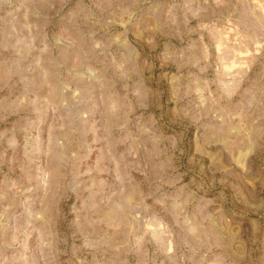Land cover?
I'll return each instance as SVG.
<instances>
[{
	"label": "rangeland",
	"instance_id": "1",
	"mask_svg": "<svg viewBox=\"0 0 264 264\" xmlns=\"http://www.w3.org/2000/svg\"><path fill=\"white\" fill-rule=\"evenodd\" d=\"M0 264H264V0H0Z\"/></svg>",
	"mask_w": 264,
	"mask_h": 264
}]
</instances>
